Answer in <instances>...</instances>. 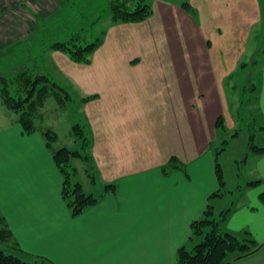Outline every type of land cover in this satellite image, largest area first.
<instances>
[{
    "label": "crops",
    "instance_id": "1",
    "mask_svg": "<svg viewBox=\"0 0 264 264\" xmlns=\"http://www.w3.org/2000/svg\"><path fill=\"white\" fill-rule=\"evenodd\" d=\"M68 1L0 0V61L43 23L53 24ZM152 2L147 20L111 26L88 64L51 50L70 84L57 79L65 88L73 86L82 98L98 95L83 110L99 181L116 182L117 195L72 216L43 133L27 134L18 117L11 118L0 125V214L14 238L0 241V250L29 262L177 264L179 248L190 244L193 221L220 188L213 143L225 130L217 125L226 115L225 82L248 65L243 55L260 22L259 4L191 0L189 12L175 0ZM160 50L166 51L161 57ZM262 56L256 107L264 127ZM252 153L249 180L238 190H227L226 180L227 193L216 198L235 197L223 228L248 230L260 244L230 264H264V152ZM173 157L185 170L168 166Z\"/></svg>",
    "mask_w": 264,
    "mask_h": 264
},
{
    "label": "trees",
    "instance_id": "2",
    "mask_svg": "<svg viewBox=\"0 0 264 264\" xmlns=\"http://www.w3.org/2000/svg\"><path fill=\"white\" fill-rule=\"evenodd\" d=\"M181 6L193 12L194 7L189 0H181ZM109 10L112 15L113 23H136L150 18L154 9L147 0H84L75 7L67 10V16L63 17L56 25H59L57 32L69 27L74 28L72 32H66L65 38H55L50 44L51 50H60L66 53L71 60L78 63H90L96 49L104 42L106 32L101 36H96L94 29L98 22L104 17L105 12ZM55 25V26H56ZM41 29V36H38V42L44 46L43 37L46 35L47 27ZM46 44V43H45ZM264 34L262 46L259 54H264ZM2 86L0 94L6 107L18 115V121L22 124L25 133L31 134L38 130L33 119V103L42 101L49 95V91H43V86L51 84L65 93V99H70V92L55 82L39 63L37 57L28 58L24 64L12 67L7 76L1 78ZM42 94V95H41ZM37 95V96H36ZM41 95V97H40ZM98 95L86 96L81 99L83 104L96 98ZM84 123H76L73 126L74 134L81 140L80 149H71L68 147H53L54 141L58 139V133L49 128L42 130L46 143L52 149L53 157L61 171L64 180L62 196L69 207L72 216H79L87 209L95 206L107 195L118 193V184L116 182L101 184L99 181V170L93 159V143L91 138L89 122L84 116ZM220 128L226 130L227 127L222 117L217 121ZM229 143L224 141L222 149L216 152V174L220 183V188L209 197L208 206L204 215L193 221L192 235L190 244L179 248L177 254V264H230L231 262L253 254L260 247V244L248 230L240 234L227 231L223 228L228 213L231 211L232 204L226 209L216 212L213 200L222 198L226 193V179L224 170L219 162V156ZM250 149L254 152H264V147L254 142L249 143ZM77 157L85 159L89 163L87 169L91 183L97 188V192H87L81 181L76 179L78 169L73 165V160ZM170 168H180L185 170V165L176 157L170 160ZM169 167H164V171ZM260 181H252L250 184H256ZM264 200V193L261 195ZM13 234L2 214H0V241L8 242L12 240ZM15 245L17 241L15 240ZM18 248V247H17ZM0 264H55L46 257H37L34 262H29L15 253H9L0 250Z\"/></svg>",
    "mask_w": 264,
    "mask_h": 264
},
{
    "label": "rangeland",
    "instance_id": "3",
    "mask_svg": "<svg viewBox=\"0 0 264 264\" xmlns=\"http://www.w3.org/2000/svg\"><path fill=\"white\" fill-rule=\"evenodd\" d=\"M82 1L84 0H69L68 2L70 3H67L64 7L66 11L61 14L53 24L43 23L35 34L31 35L13 51V55L5 61H0V88L3 85L1 78L7 76L12 70V67L24 64L29 57H37L44 71L55 82L59 79L61 82L64 81V83L70 85L69 82L59 74L58 68L51 58L52 52L49 46L53 42V39H64L66 32H72L74 30V28L69 25V27L65 28L64 26L62 31L57 32L59 25L56 24L61 21L63 17L67 16V10L71 6L75 7ZM147 1L152 4L154 9L155 2H152V0ZM165 1L170 3L174 2V0ZM175 1L180 2L181 5V0ZM189 1L191 2V0ZM258 4L260 22L254 27V33L243 55L248 65L242 68L240 64L234 76L231 79H227L225 82V90L227 91L224 101L227 104L225 106L226 115H222L221 117L227 129L223 131L220 139L213 143V149L217 152L222 149L225 140L229 141L226 149L220 153L219 158V162L224 170V177L227 180V190L238 188L241 182L245 181L246 183L250 178L246 171V169L251 167L253 158L249 143L254 142L260 146L264 145V132L262 130L264 127L261 126L262 123L258 118L256 107V102H258L256 84L260 80L261 63L263 59V56L258 52L262 46L264 34V0H258ZM118 24L122 23H113L111 12L107 10L104 17L96 25L94 33L96 36H101L103 31L107 33L111 26ZM44 25L50 28L45 27L47 28L45 30L47 33L43 34L46 35L43 39L46 44L44 43V46H41L37 39L38 36H41V29ZM165 52L166 51L160 50L159 56L161 57ZM56 74H58V76H56ZM247 75H250V83L247 82V77H249ZM53 76H55L56 79ZM61 82L58 81L57 83L64 87ZM69 89L67 90L70 92L71 98L67 100L62 90L60 91L52 87L51 84L45 85V87L43 86V91H49V95L43 98L42 101L37 100L36 103H33L32 116L38 130L42 131L51 128L58 133V139L53 143V147L56 149L60 147H68L71 149L81 148V140L74 134L73 126L78 122L82 124L85 121L83 103L81 102L82 97L73 86L69 87ZM239 114L242 118L241 121L239 119ZM14 117H18L17 113L6 107L0 94V125L4 126L8 124L11 118ZM233 123H236L237 129L232 127ZM236 132H239V135H236ZM73 165L78 169L76 179L83 183L85 190L87 192H97V188L91 183L88 174L89 171H87L89 163L85 159L77 157L73 160ZM234 200L235 197L225 198L223 200L215 199L214 205L216 207V212L218 213V210H220L222 206L226 209ZM7 251L9 252V250Z\"/></svg>",
    "mask_w": 264,
    "mask_h": 264
}]
</instances>
